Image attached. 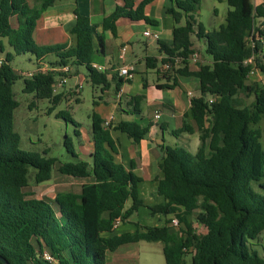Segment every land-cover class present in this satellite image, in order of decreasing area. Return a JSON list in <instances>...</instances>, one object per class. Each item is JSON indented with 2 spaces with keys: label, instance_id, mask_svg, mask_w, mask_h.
Returning <instances> with one entry per match:
<instances>
[{
  "label": "trees",
  "instance_id": "trees-1",
  "mask_svg": "<svg viewBox=\"0 0 264 264\" xmlns=\"http://www.w3.org/2000/svg\"><path fill=\"white\" fill-rule=\"evenodd\" d=\"M55 1L33 0L29 5L27 0H0V52L4 50L3 38L12 49L5 52L0 64V256L9 264H105L107 252L144 240L162 242L164 264H185L189 247L191 264H264V254L259 255L247 244L264 231V195L252 187V182H257L264 188V149L260 142L264 133V86L247 82L251 64L244 63L253 55L256 67L264 75V1L253 5L250 0H225L229 6L225 23L206 30L193 15L200 0H169L165 11L173 20L172 38L158 41L164 54L160 61L179 56L175 74L195 76L200 93L190 98L189 109L184 112L191 124L183 118L181 126L171 133L197 130L199 145L194 153L181 146L162 147L160 176L156 178L161 199L149 210L165 216V221L159 226L134 222L132 230L120 233L119 222L128 220L144 204L138 193L142 179L115 161L113 153L117 148L110 129L119 130L138 143L147 135L150 123L121 120L104 127L101 117L93 111L91 162L74 159L61 162L57 169L72 177L92 175L94 181L83 183L77 193L59 191L52 200L27 197L24 188L28 186V167L35 170L34 182L41 183L51 178L57 158L47 155L46 149L40 153L20 147V135L13 125L18 101L12 84L22 78L23 92L33 93L38 99L47 98L53 105L61 94L52 92V72L37 70L22 76L12 68L11 61L14 54L29 52L37 67L83 65L91 82L101 84L103 89L107 84L104 72L91 66L98 51L96 43L103 46L102 33L106 30L116 34L119 18L153 22L144 14L145 6L152 0H122V5L102 18L100 32L98 24L77 14L69 29L73 44L38 45L32 36L36 21ZM182 18L184 22L180 24ZM192 34L204 41L205 51L211 56L196 70H190L188 65V58L195 51ZM250 38L253 47L249 45ZM51 54L54 60L47 62ZM156 61L146 58L149 68H154ZM170 79L169 84L156 86L175 87V76ZM242 95H253V100L243 104ZM142 97H130L132 113H140ZM210 97H214L212 102L208 101ZM55 116L79 125L66 110L57 111ZM74 133L79 135L77 129ZM63 143L67 152L76 157L67 135ZM133 165L130 162V167ZM128 200L130 204L125 207ZM173 215L178 217L177 227L170 222ZM191 217L206 228L204 233H195ZM43 250L53 255L56 262L43 259Z\"/></svg>",
  "mask_w": 264,
  "mask_h": 264
},
{
  "label": "crops",
  "instance_id": "crops-1",
  "mask_svg": "<svg viewBox=\"0 0 264 264\" xmlns=\"http://www.w3.org/2000/svg\"><path fill=\"white\" fill-rule=\"evenodd\" d=\"M250 1L253 5H256L264 0ZM27 2L29 5H32L33 0H27ZM122 3V0H56L37 19L32 33L33 39L38 45L64 42L73 44L74 37L69 33V29L75 23L77 14L87 17L91 23L98 24L97 31L100 32L102 18L110 14L117 5H122ZM168 6H170L169 0H152L145 6L144 14L153 20V22L149 23L144 20L134 21L122 17L117 19L115 23V35H112L108 30L102 33L103 46L100 47L96 43L98 51L94 54V56H100L101 61L93 58V62L107 67L104 72L107 84L103 89L101 84H93L91 82L88 73H84L79 70L78 66L73 65H71L72 73L68 84L59 89V94H61L64 100L79 102L80 93L77 96L73 95L71 88L75 84L80 83L81 79L88 80L100 91L97 94V98L94 97L92 99V103L94 112L102 120L110 117L111 126L121 120H134L141 125L150 123L147 135L138 143H134L125 133L110 129V136L117 148V151L113 153L115 161L122 163L126 168H131L142 179L138 185V193L140 196L143 194L140 186L142 183L144 185L143 192L149 198L154 195V192L152 187L149 188L146 185L153 182L157 184L156 178L160 176L158 164L163 155L162 147L166 145L181 146L194 153L199 145L198 131L194 130L193 127L191 133L181 132L179 135L171 133L172 130L181 126L183 118L191 124V120L184 117V112L189 109L191 98L187 95V92H191L192 96H199L200 93L198 79L195 76L162 73L159 71L160 59L164 54L159 49L158 41H166L172 38L173 20L165 11ZM182 23L183 21L181 20L180 24ZM144 31L157 33L158 39L154 40L151 36L144 35ZM94 41L97 42L95 39ZM193 45L195 46L194 42ZM146 58L157 59L154 68L148 67ZM204 61L208 62V60ZM198 64V62H188L189 69L196 70ZM124 65L132 68V77L128 80H125L118 74V69ZM173 75L177 81L175 87L161 89L156 86V84H169L171 82L170 77ZM133 95H143L139 103V114L132 113V105L129 100ZM143 106H146L147 110H144ZM156 111L159 112L160 116L154 120L153 114ZM88 126V130L79 132L80 137L77 139V146H74L76 157L73 158L84 159L90 163V153L92 151L91 123ZM84 156L88 159L84 158ZM132 161L134 165L130 167V162ZM57 168L56 166L55 169L58 171ZM60 174L66 178L70 177L77 180L79 185L74 190L59 191H73L77 193L80 191L83 183L94 181L92 175L72 177ZM59 178L61 180L64 179L61 176H53L52 173L51 178L40 183V185L46 186L51 183V180L57 181ZM62 183L56 182L55 184L61 185ZM129 204L126 202L125 207L129 206ZM132 223L129 219L124 222L120 221L117 233L132 230L134 228L132 227L134 226ZM120 246L114 251L107 252L105 264H133V260L137 257L139 251H134L133 248L126 245L117 254V249ZM112 252L113 259L109 260L108 255Z\"/></svg>",
  "mask_w": 264,
  "mask_h": 264
},
{
  "label": "rangeland",
  "instance_id": "rangeland-1",
  "mask_svg": "<svg viewBox=\"0 0 264 264\" xmlns=\"http://www.w3.org/2000/svg\"><path fill=\"white\" fill-rule=\"evenodd\" d=\"M229 6L225 0H200L198 4V9L193 13L196 21L203 24L206 30H211L218 28L221 24L225 23V16ZM184 22V18L181 19ZM12 24L14 20L12 19ZM256 23H260L259 19ZM264 24V22H262ZM261 23V24H262ZM192 41L195 46L194 50L198 54L197 62L205 63L204 60H211V56L205 51L204 41L192 34ZM143 39V38H142ZM4 50L0 52V57H4L5 52H12L11 47L3 38ZM54 55H48L46 58L47 62L53 61ZM95 60L101 61L100 56H94ZM12 68L22 76L27 75L28 72L33 71L37 64H35V58L33 54L29 52L14 54L11 61ZM79 70L87 73L85 66L79 65ZM175 73V72H173ZM247 82H258L264 86V76L258 77L257 75H248ZM81 91L80 101L74 102L71 100L68 102L62 97L53 105L49 99L43 98L38 99L34 97L33 93L23 92V79L18 78L12 84V92L14 98L18 101V106L14 109V129L20 135V147L22 149L38 151L42 153L44 149L47 150V155L54 156L57 161L54 163L52 173L53 176L64 177L55 180H51L50 184L40 185V183H35L33 180V172L35 171L33 167H28V186L24 188L27 197L44 198L47 200H52V196L56 194L59 190H74L78 188V181L66 178L62 176L55 167L61 162L71 161L74 158L67 152L65 145L63 143L64 137L67 135L73 146H77V139L80 137L75 135L74 130L77 129L80 133L85 132L89 129L91 123V114L94 111V106L92 99L97 98V94L100 93L99 89L92 85L90 81L81 79ZM128 85V84H127ZM128 87V86H127ZM166 89V88H164ZM243 104H249L253 100V95L241 96ZM50 109V110H49ZM144 110H147L146 106H143ZM59 110H66L71 120L78 122L80 125L75 126L70 120H65L62 117H56L55 114ZM152 114V113H151ZM150 114V115H151ZM263 127L262 123L259 124ZM173 137V136H172ZM82 141V139H80ZM262 148L264 149V133L260 138ZM84 158H87L84 156ZM88 159V158H87ZM66 175V174H63ZM70 176V175H68ZM56 182H63L61 185L55 184ZM261 182L264 183V176L261 178ZM42 183V182H41ZM142 188L141 197L144 200V204L138 208L130 217L129 220L134 224L138 222L142 226H159L165 221V216L162 214H151L149 206L160 201V196L156 191V184L148 183L146 186L153 189V196L149 198L145 196L143 192V184H140ZM252 187L255 191L264 195V188L258 186L257 182H252ZM148 188V189H149ZM130 203V200L127 201ZM192 227L197 234L204 233L206 228L198 223L193 217ZM134 227V226H132ZM118 231V230H117ZM261 237L256 239L248 240L247 244L250 248L257 251L259 255L264 254V231L261 233ZM129 246L133 248L134 251H139L137 257L133 260V264H164V255L162 252V242L161 241H144L140 240L137 242L128 243L120 246L117 249V254L121 252L123 246ZM185 254V264H191L190 258L192 254V248L189 247ZM116 252V251H115ZM113 252L109 253L108 259H113Z\"/></svg>",
  "mask_w": 264,
  "mask_h": 264
},
{
  "label": "built area",
  "instance_id": "built-area-1",
  "mask_svg": "<svg viewBox=\"0 0 264 264\" xmlns=\"http://www.w3.org/2000/svg\"><path fill=\"white\" fill-rule=\"evenodd\" d=\"M144 35L146 36H151L154 40L158 39V34L157 33H152L150 31H144L143 32ZM263 37H261V41H263ZM249 45L250 46H254V42L252 41V39H249ZM124 50V48H123ZM197 58H198V54L196 51L192 52V54L189 56L188 61L189 62H197ZM253 55H251L249 58L244 60V63H249L251 64V69L248 72V75H257L258 77L264 76L260 73V71L258 70V68L256 67L254 61H253ZM180 57L175 55L173 56L170 60L168 61H160V65H159V71L162 73H173L175 71V69L179 66V62H180ZM3 58L0 57V64L2 63ZM91 66L97 70L98 72H105L107 67L103 66V65H99L97 63L92 62ZM131 67L128 65H124L122 67H120L118 69V74L120 76H122L125 80H128L132 77V72H131ZM37 70L46 72V71H50L53 73V82L51 85L52 88V92L53 93H59V89L63 88L64 86H66L68 84V80L69 77L72 73V66L70 64H61V65H57V66H47V65H40L38 67H35V69L33 71H30L27 73V75H31L33 73H35ZM81 83H77L75 84L71 90L73 95L77 96V94H79V92L81 91ZM187 95L189 97H193L191 92H187ZM214 99V97H210L208 99L209 102H212ZM160 116L159 112L156 111L153 114V118L154 120L158 119ZM102 125L104 127H109L111 126V118H106L102 121ZM170 222L172 224V226L177 227L179 224L178 221V217L176 215H173L170 219ZM115 227L117 226V223L114 225ZM41 257L45 260H48L50 262H56V259L54 258L53 255H51L47 250H43L40 253Z\"/></svg>",
  "mask_w": 264,
  "mask_h": 264
},
{
  "label": "water",
  "instance_id": "water-1",
  "mask_svg": "<svg viewBox=\"0 0 264 264\" xmlns=\"http://www.w3.org/2000/svg\"><path fill=\"white\" fill-rule=\"evenodd\" d=\"M0 261L3 263V264H9V262L3 258L2 256H0Z\"/></svg>",
  "mask_w": 264,
  "mask_h": 264
}]
</instances>
